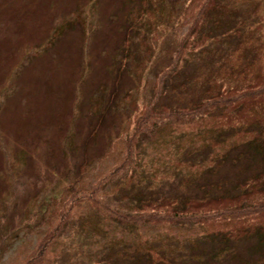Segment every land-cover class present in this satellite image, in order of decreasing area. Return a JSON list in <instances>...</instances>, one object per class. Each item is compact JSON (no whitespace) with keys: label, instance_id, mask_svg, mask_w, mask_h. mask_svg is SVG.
<instances>
[{"label":"trees","instance_id":"obj_1","mask_svg":"<svg viewBox=\"0 0 264 264\" xmlns=\"http://www.w3.org/2000/svg\"><path fill=\"white\" fill-rule=\"evenodd\" d=\"M179 4L175 53L122 151L47 201L37 228L16 229L38 235L17 264H222L249 237L264 250V0ZM201 62L228 72H207L188 104L162 101Z\"/></svg>","mask_w":264,"mask_h":264},{"label":"rangeland","instance_id":"obj_2","mask_svg":"<svg viewBox=\"0 0 264 264\" xmlns=\"http://www.w3.org/2000/svg\"><path fill=\"white\" fill-rule=\"evenodd\" d=\"M181 1L0 0V264L36 245L38 235L18 238L17 228H37L47 201L120 154L175 53ZM226 67L197 64L192 87L169 86L162 101L196 100L207 72ZM231 244L222 264L264 263L255 237Z\"/></svg>","mask_w":264,"mask_h":264}]
</instances>
